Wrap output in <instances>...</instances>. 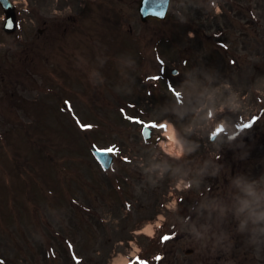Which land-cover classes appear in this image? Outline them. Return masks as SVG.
I'll list each match as a JSON object with an SVG mask.
<instances>
[{
    "label": "rangeland",
    "instance_id": "obj_1",
    "mask_svg": "<svg viewBox=\"0 0 264 264\" xmlns=\"http://www.w3.org/2000/svg\"><path fill=\"white\" fill-rule=\"evenodd\" d=\"M13 1L17 31L6 35L0 21V186L6 189L0 196V264H60L56 248L49 249V244L55 246L59 230H74L82 222L91 225L100 217L107 223L98 229L99 241L113 246L97 247L110 250L113 263L121 264L117 254L126 253V248L116 246L121 244L117 241H132L131 248L142 239H127L132 234L126 228L127 218L120 216L130 203L149 202L155 191L167 188L165 183L173 194L176 186L184 185L180 180L188 172L185 163L191 145L182 152L175 150L179 137L207 140L218 122L226 120L233 127L254 113V118L259 117L257 128L264 129V76L249 69L255 53H260L259 63L264 65V47L259 42L260 32L264 36V0L243 4L250 9L237 15L250 36L256 37L245 44L238 38L239 55L249 57L241 59L240 68L234 66L235 71L223 80L219 72L212 73V65H219L217 52L203 62L198 53L191 55L193 47L187 43L190 4L196 9L205 0L197 4L196 0H172L163 22H141L137 0ZM228 1L217 0L224 2L223 13L216 6L209 15V20L221 15L217 35L226 47L234 32L248 36L238 24L226 20L236 9ZM182 7L184 12L178 13ZM228 31V39H221ZM172 69L178 73L171 74ZM155 76L159 80L152 81ZM168 81L182 91L183 103L168 93ZM190 88L200 92L194 93L191 102ZM121 113L127 115L125 121ZM158 121L171 127L168 139L145 143L141 126ZM91 142L116 148L118 158L110 172L94 160ZM120 148L129 162L121 157ZM204 150L211 148L205 144ZM208 185L195 180L185 199L198 202L196 198ZM28 189H34L31 195ZM114 193L122 198L123 208H110L113 201L119 203ZM71 201L75 208L70 207ZM170 205L173 208L174 203ZM25 207L19 219L17 213Z\"/></svg>",
    "mask_w": 264,
    "mask_h": 264
},
{
    "label": "flooded vegetation",
    "instance_id": "obj_2",
    "mask_svg": "<svg viewBox=\"0 0 264 264\" xmlns=\"http://www.w3.org/2000/svg\"><path fill=\"white\" fill-rule=\"evenodd\" d=\"M220 136L218 134L219 138ZM247 140L254 143L242 144L241 139L238 138L231 150L232 155L228 157L222 155V157L224 160L232 159L234 190L240 191L239 185L249 182V185H253L257 196L264 200V193L256 183V178L261 177V175L257 176V173L261 171L264 175V171H262L264 160H258L257 155L258 148H262V146L255 143V134L249 139L244 138V141ZM219 176L221 177L219 178ZM226 176L227 173L224 169L219 171L215 184L218 182L217 189L221 192L215 196L208 194L202 204L201 223L205 228L204 241L203 243L200 241L197 245V248L201 247V257L199 258L197 255L193 264H244L245 260H248L245 251L241 254L240 241L236 236L238 234L235 235V232L239 230V218L235 213V196L227 192L228 179ZM212 204L216 207L215 217H211ZM168 244V250L164 252V255L169 253L172 256L175 254V244ZM109 254L108 251L102 252L103 256L99 258L100 262L109 259ZM167 264H176V257Z\"/></svg>",
    "mask_w": 264,
    "mask_h": 264
},
{
    "label": "clouds",
    "instance_id": "obj_3",
    "mask_svg": "<svg viewBox=\"0 0 264 264\" xmlns=\"http://www.w3.org/2000/svg\"><path fill=\"white\" fill-rule=\"evenodd\" d=\"M215 5V0H209V8ZM174 149L183 151V145L179 142L174 144ZM240 193L235 213L239 217H243L240 228L244 230L249 222L256 224L257 222H264V208L260 206V197L257 196L252 185H239Z\"/></svg>",
    "mask_w": 264,
    "mask_h": 264
},
{
    "label": "water",
    "instance_id": "obj_4",
    "mask_svg": "<svg viewBox=\"0 0 264 264\" xmlns=\"http://www.w3.org/2000/svg\"><path fill=\"white\" fill-rule=\"evenodd\" d=\"M167 1V5L169 0H163V2ZM160 6V0H141L139 5V11L141 14V18L145 21L147 18L156 16L155 13L158 12ZM6 12L8 15H11V8H6Z\"/></svg>",
    "mask_w": 264,
    "mask_h": 264
},
{
    "label": "snow or ice",
    "instance_id": "obj_5",
    "mask_svg": "<svg viewBox=\"0 0 264 264\" xmlns=\"http://www.w3.org/2000/svg\"><path fill=\"white\" fill-rule=\"evenodd\" d=\"M6 27H8V28H11L12 27V22L10 20L6 24ZM158 78H159L158 76L151 77L152 80H156ZM253 120H255V118ZM251 123H252V121H250L248 124H245L244 127L247 128L248 126H250ZM81 127L87 128V127H91V126L90 125H81ZM107 151L108 152H112L113 149L109 148V149H107ZM145 231H147L149 234H151L150 226H149V228H146ZM167 239H169L168 236L162 237V240H167ZM157 259H159V257H157Z\"/></svg>",
    "mask_w": 264,
    "mask_h": 264
},
{
    "label": "bare ground",
    "instance_id": "obj_6",
    "mask_svg": "<svg viewBox=\"0 0 264 264\" xmlns=\"http://www.w3.org/2000/svg\"><path fill=\"white\" fill-rule=\"evenodd\" d=\"M171 128V127H170ZM170 128H168V130H170L171 131V129Z\"/></svg>",
    "mask_w": 264,
    "mask_h": 264
}]
</instances>
